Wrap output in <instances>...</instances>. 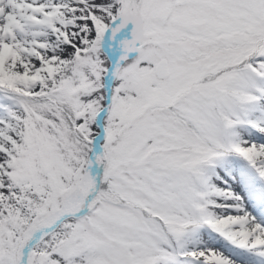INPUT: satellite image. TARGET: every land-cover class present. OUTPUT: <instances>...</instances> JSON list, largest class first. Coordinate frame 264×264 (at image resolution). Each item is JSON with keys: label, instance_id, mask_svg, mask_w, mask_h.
Listing matches in <instances>:
<instances>
[{"label": "snow or ice", "instance_id": "obj_1", "mask_svg": "<svg viewBox=\"0 0 264 264\" xmlns=\"http://www.w3.org/2000/svg\"><path fill=\"white\" fill-rule=\"evenodd\" d=\"M0 264H264V0H0Z\"/></svg>", "mask_w": 264, "mask_h": 264}]
</instances>
